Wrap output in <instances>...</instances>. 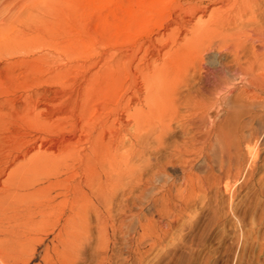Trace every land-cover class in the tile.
<instances>
[{
  "label": "bare ground",
  "instance_id": "1",
  "mask_svg": "<svg viewBox=\"0 0 264 264\" xmlns=\"http://www.w3.org/2000/svg\"><path fill=\"white\" fill-rule=\"evenodd\" d=\"M166 16L132 51L87 58L62 88L52 80L83 55H0V73L28 75L1 91L0 212L30 219L61 206L65 224L100 227L117 195L123 214L151 215L173 190H192L196 171L221 183L255 163L264 0H179Z\"/></svg>",
  "mask_w": 264,
  "mask_h": 264
},
{
  "label": "rangeland",
  "instance_id": "2",
  "mask_svg": "<svg viewBox=\"0 0 264 264\" xmlns=\"http://www.w3.org/2000/svg\"><path fill=\"white\" fill-rule=\"evenodd\" d=\"M155 1L0 0V55H83L71 60L63 78L52 80L57 88L72 85L84 73L80 65L87 58L132 51L153 37L179 4V0H165L164 5ZM10 77L21 89L28 82L24 70L12 76L0 73V92L11 84ZM175 138L176 133L171 134L167 141ZM249 147L255 163L239 178L219 183L195 170L202 182L192 190H173L151 215L123 214L118 209L123 199L117 195L119 205L104 214L100 227L94 220L86 227L65 224L61 206L48 217L34 214L26 219L6 204L0 212L4 262L264 264V141H252Z\"/></svg>",
  "mask_w": 264,
  "mask_h": 264
}]
</instances>
